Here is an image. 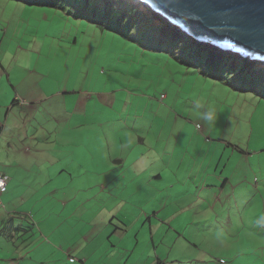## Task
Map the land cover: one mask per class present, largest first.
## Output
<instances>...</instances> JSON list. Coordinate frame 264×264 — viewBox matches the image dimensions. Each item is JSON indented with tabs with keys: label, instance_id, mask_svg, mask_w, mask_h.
<instances>
[{
	"label": "rangeland",
	"instance_id": "1",
	"mask_svg": "<svg viewBox=\"0 0 264 264\" xmlns=\"http://www.w3.org/2000/svg\"><path fill=\"white\" fill-rule=\"evenodd\" d=\"M79 13L45 1L0 0V67L8 66L15 82L67 84L74 90L71 110L82 98L79 110L92 112L85 116L88 126L116 110L129 113L133 127L156 112L168 119L161 137L143 134L147 145H162L167 153L139 145L135 156L176 167L161 179L154 174L116 190L119 201L127 199L124 211L144 209L140 217L127 215L135 226L126 221L132 236L126 246L139 242L137 264H157V256L161 264H264V95L239 90ZM102 120L106 128L125 121Z\"/></svg>",
	"mask_w": 264,
	"mask_h": 264
},
{
	"label": "crops",
	"instance_id": "2",
	"mask_svg": "<svg viewBox=\"0 0 264 264\" xmlns=\"http://www.w3.org/2000/svg\"><path fill=\"white\" fill-rule=\"evenodd\" d=\"M8 68L0 67V172L8 180L0 194V264H132V258L137 264L139 242L131 249L124 241L132 237L128 223L135 226L127 215L140 217L144 209L124 211L127 199L119 201L116 190L154 174L161 179L167 168L176 167L168 161L150 165L143 153L135 156L139 145L167 153L162 145H147L143 134L161 137L168 119L156 112L133 127L126 122L130 114L116 110L88 126L85 116L92 112L79 110L82 98L71 110L74 90L67 84L57 87L47 78L15 82ZM105 117L125 121L106 128ZM79 151L83 157H77ZM57 179L62 182L51 186ZM74 181L79 188H73Z\"/></svg>",
	"mask_w": 264,
	"mask_h": 264
},
{
	"label": "trees",
	"instance_id": "3",
	"mask_svg": "<svg viewBox=\"0 0 264 264\" xmlns=\"http://www.w3.org/2000/svg\"><path fill=\"white\" fill-rule=\"evenodd\" d=\"M31 2L33 0H30ZM60 4L69 11L102 23L106 29L124 34L149 49L169 53L178 61L194 64L206 75L220 79L239 90L264 95V61L201 42L152 10L140 0H34ZM94 12L85 15V10ZM90 11V10H89Z\"/></svg>",
	"mask_w": 264,
	"mask_h": 264
},
{
	"label": "water",
	"instance_id": "4",
	"mask_svg": "<svg viewBox=\"0 0 264 264\" xmlns=\"http://www.w3.org/2000/svg\"><path fill=\"white\" fill-rule=\"evenodd\" d=\"M201 42L264 61V0H140Z\"/></svg>",
	"mask_w": 264,
	"mask_h": 264
},
{
	"label": "built area",
	"instance_id": "5",
	"mask_svg": "<svg viewBox=\"0 0 264 264\" xmlns=\"http://www.w3.org/2000/svg\"><path fill=\"white\" fill-rule=\"evenodd\" d=\"M165 93H162L161 94V98L163 99L165 97ZM7 184H8V180H7V177L0 172V194L6 190L7 188ZM74 258H72L73 260Z\"/></svg>",
	"mask_w": 264,
	"mask_h": 264
}]
</instances>
